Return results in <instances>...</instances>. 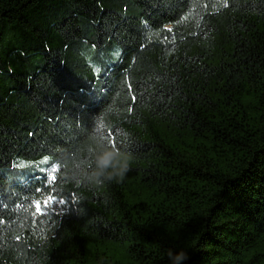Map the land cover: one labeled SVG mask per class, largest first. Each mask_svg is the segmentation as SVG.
Returning a JSON list of instances; mask_svg holds the SVG:
<instances>
[{
	"label": "trees",
	"instance_id": "obj_1",
	"mask_svg": "<svg viewBox=\"0 0 264 264\" xmlns=\"http://www.w3.org/2000/svg\"><path fill=\"white\" fill-rule=\"evenodd\" d=\"M0 197V264H264V0H0Z\"/></svg>",
	"mask_w": 264,
	"mask_h": 264
},
{
	"label": "clouds",
	"instance_id": "obj_2",
	"mask_svg": "<svg viewBox=\"0 0 264 264\" xmlns=\"http://www.w3.org/2000/svg\"><path fill=\"white\" fill-rule=\"evenodd\" d=\"M131 162V155L119 146H113L106 141H97L92 149L91 166L86 169H79L70 175H73L79 182L94 187L102 186L111 181L118 183L125 177ZM168 255L172 264L187 259V254L183 251L177 252L175 256H172L171 251H169Z\"/></svg>",
	"mask_w": 264,
	"mask_h": 264
},
{
	"label": "rangeland",
	"instance_id": "obj_3",
	"mask_svg": "<svg viewBox=\"0 0 264 264\" xmlns=\"http://www.w3.org/2000/svg\"><path fill=\"white\" fill-rule=\"evenodd\" d=\"M39 170L44 171L45 170V165L39 166L38 167ZM45 205L51 208H57L59 206V202H57L56 200H48L45 202Z\"/></svg>",
	"mask_w": 264,
	"mask_h": 264
},
{
	"label": "snow or ice",
	"instance_id": "obj_4",
	"mask_svg": "<svg viewBox=\"0 0 264 264\" xmlns=\"http://www.w3.org/2000/svg\"><path fill=\"white\" fill-rule=\"evenodd\" d=\"M40 163H41V164L48 165V164L50 163V160L42 159V160L40 161ZM21 167H23V165H21ZM53 179L55 180L56 178L53 177ZM43 190H44V189H37V192H39V191H43ZM0 198H2V197H0ZM49 199H51V198H49ZM60 203L63 204L64 202H61V201H60ZM36 211H37V212H40V206H39V204H36Z\"/></svg>",
	"mask_w": 264,
	"mask_h": 264
}]
</instances>
